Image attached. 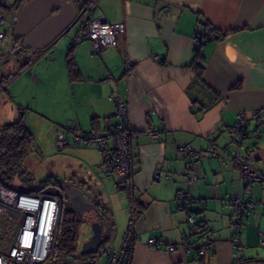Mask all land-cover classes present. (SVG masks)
Returning <instances> with one entry per match:
<instances>
[{"label":"crops","instance_id":"obj_1","mask_svg":"<svg viewBox=\"0 0 264 264\" xmlns=\"http://www.w3.org/2000/svg\"><path fill=\"white\" fill-rule=\"evenodd\" d=\"M96 4L108 22L124 24L117 45L99 54L85 39L70 47L78 27L68 29L32 63L19 62L10 53L0 63V68L6 65L0 89L8 94L0 97L5 102L0 105V127L27 122L18 111L28 105L19 97L27 93L29 83L23 84L22 75L5 77L6 71L12 67L18 73L26 71L32 83L57 75L58 86L45 94L58 92L64 107L49 112L41 108L37 115L38 121L46 122L51 146L47 155L53 163L48 165L49 157L42 151L28 152L26 163L41 164L53 179L52 175H67L62 180L80 182L94 191L104 187L119 226L127 222L111 247L118 248L124 234L131 233L125 264H264V127L259 135L243 139L237 149L251 157L252 168L262 179L252 183V193L245 196L251 203L236 245L232 199L242 192L243 178L231 155L236 147L229 144L231 136L224 130L236 122L239 112L264 108V0H96ZM204 22L224 35L201 47L205 59L201 83L188 63L204 33ZM7 34L0 40V60L12 41L6 40ZM69 57L76 70L73 76L67 68ZM112 95L126 103L134 133L133 174L127 187L115 174L100 178L106 174L102 154L94 146L68 145L52 152L57 127L75 122L81 131H101L116 125ZM182 143L204 153L191 168L178 154ZM211 145L217 147L214 154L208 151ZM182 195L192 200L182 204L178 199ZM189 215L196 225L188 224ZM150 236L160 239L162 247L149 245ZM184 238L188 249L181 245ZM169 245L174 248L168 249ZM94 264H106L105 256Z\"/></svg>","mask_w":264,"mask_h":264},{"label":"built area","instance_id":"obj_2","mask_svg":"<svg viewBox=\"0 0 264 264\" xmlns=\"http://www.w3.org/2000/svg\"><path fill=\"white\" fill-rule=\"evenodd\" d=\"M77 9L75 23L79 24L78 35L70 41V47L85 39L90 41L92 52L99 54L109 46H116L118 37L124 32L123 23H110L99 10L96 0H72ZM18 19V9L10 13H0V40L12 31ZM206 37L210 38L207 33ZM115 104V116L118 118L116 125H111L105 130L81 132L75 122L56 130L55 144L61 149L70 144L76 146H94L103 158L102 169L104 174L119 176L127 187V182L133 174L131 160V140L134 135L128 123V107L117 95L111 96ZM264 127V108L252 110L249 114L239 112L236 122L225 127V131L231 136L230 145L236 150L231 152L232 157L239 163L242 171L243 190L236 194L232 201L234 212L232 215V243L238 242V236L242 231V221L246 216L247 205L251 203L246 195L252 193V183L262 179L258 171L252 168V159L248 155H241L237 150L245 138L259 135ZM153 137L156 131H149ZM208 151L217 152V147L211 145ZM178 154L186 159L188 167H193L203 157L204 153L194 149L188 143H182L178 148ZM193 175H196L194 173ZM167 177H171L167 174ZM192 181L196 180L193 176ZM184 204L189 197L183 195L178 198ZM133 205L131 210L133 213ZM59 211L58 199L53 196L39 195L8 187L0 178V219L4 216L8 222H12L13 234L6 253H0V264H40L46 262L50 252L51 241ZM133 217V214H132ZM21 218L22 223L16 227L13 220ZM187 222L190 226L197 224L195 217L189 215ZM131 233L127 231L118 248L110 247L105 253L106 264H124L126 250L130 247ZM147 243L160 248L163 242L154 236L147 239ZM264 244V240L261 241ZM181 245L188 249L189 242L182 239ZM207 244L206 246H209ZM167 248V247H166ZM169 245L168 249H173ZM205 246L198 249V254L204 252Z\"/></svg>","mask_w":264,"mask_h":264},{"label":"rangeland","instance_id":"obj_3","mask_svg":"<svg viewBox=\"0 0 264 264\" xmlns=\"http://www.w3.org/2000/svg\"><path fill=\"white\" fill-rule=\"evenodd\" d=\"M8 2H12V0H7ZM27 0H20L18 2L14 1L11 9H18L19 10V6H22ZM18 6L16 8H14L15 6ZM79 27L78 23H74L69 29H77ZM73 31V30H72ZM12 34L13 31H9V33L7 34L6 40L7 41H11L10 39L12 38ZM5 43H8V42ZM44 50H36L34 52H31L29 49H23L20 53H15V56L17 57L16 59H18V61L22 62L24 59L23 57H27L28 59V63H32L31 61L34 59ZM24 62V61H23ZM6 68V65L4 64L2 66V68H0V76H1V71L4 70ZM28 70H30V65L28 67ZM9 71L11 72V74L9 73ZM18 68H10L8 71H6V74L4 75L5 77H11V79H14L16 76L22 75V79L23 80V84L26 85V82L28 84L27 87V93H25V95L21 94L19 97V100L22 102V104H28L26 107L21 108L18 112L19 114L24 113L23 115L25 116V120L27 121L25 124L27 126H30V130L33 134V144L30 148V153H37V152H43V155L46 154V157H49L50 155H47L50 153V145L48 143V138H47V126H46V122L45 120H41L44 118H40L38 121V116L39 114H41V108L42 110H46V111H56L57 108H63L64 107V101L63 98L60 94H58V92H50L49 95H46L45 93L47 91H51V89H53V87L58 86V81L60 82V77H58L57 75L53 76V78L55 79H49L48 77L46 79L41 78L40 81H34L32 82H28V74L26 73V71L24 72H19L18 75ZM7 77V78H8ZM28 80V81H27ZM24 85V86H25ZM32 87V90L30 89ZM29 90H31V92H29ZM30 95H29V93ZM32 93V94H31ZM27 94V96H26ZM0 97H7L8 98V94L5 91H2L0 89ZM1 99V98H0ZM5 102L3 103V101L0 100V105L4 106ZM32 125V127H31ZM36 128V130L34 129V127ZM68 126V125H67ZM66 127V126H65ZM59 128H63V127H59ZM58 129V127H57ZM67 129V127L65 128V130ZM81 131V130H80ZM81 132H90V131H81ZM39 143V144H38ZM40 146V147H39ZM70 146L76 147V145L74 144H70ZM82 146V145H81ZM57 147L56 145L53 148L52 152H56ZM74 159H76V157H73ZM79 157H77L78 160ZM53 159L54 158H47V160H49L48 165L50 166L51 163H53ZM43 166L45 167V161L43 162ZM23 167L24 169H27V172L29 175H24V177L22 176V179L20 176H17L18 174L15 173L13 174L12 177H9L7 174L2 172V177L4 179V183L6 186L8 187H13V188H19V189H28V190H32L35 189V187H37L39 184H41L42 180H44L45 178H47V176L49 175H45V171L44 168H42L41 164H36V163H26V159L23 163ZM54 176L56 179L62 180L63 178H65V176L67 175H52ZM111 176V175H108ZM107 175H100V178L103 179H108ZM105 179V180H106ZM89 182V181H87ZM100 189L97 188L96 191H98L99 197H100V204L97 205L95 210L92 211H88L85 213V218L82 220L81 225H80V230L78 233V237H77V243L78 245H80L83 241H85L86 237H89V235H91L93 233V229L91 227V224L93 222H103L107 219L108 215L110 214L111 217L113 218L114 222L117 225V230L114 236V240L112 242V247L115 246L120 238V236L123 234L124 232V227L127 224V222L125 223V225H123L122 227H120V222L116 221V214L115 212H113L111 210V208L108 206V203L106 201V197H105V193H104V187H99ZM116 189V188H115ZM89 197L91 200H93L94 202L97 201V197L95 192H90ZM6 218L4 216L1 217L0 219V235L3 234V231H7L9 236L12 235V231L10 230L11 226H10V222H8V220H5ZM122 220V217L120 216V221ZM14 224L16 227H19L20 224L22 223V219L21 218H15L13 220ZM10 228H7L9 227ZM8 247V246H7ZM7 247L1 243L0 240V253L4 254L6 253ZM40 264H45V262H42ZM76 264H82V263H76Z\"/></svg>","mask_w":264,"mask_h":264},{"label":"water","instance_id":"obj_4","mask_svg":"<svg viewBox=\"0 0 264 264\" xmlns=\"http://www.w3.org/2000/svg\"><path fill=\"white\" fill-rule=\"evenodd\" d=\"M77 9L72 0H27L20 8L18 19L13 29L12 41L8 51L2 56L0 63L3 62L10 53H20L23 49L31 52L47 49L54 41L62 36L75 23ZM23 61H28L23 57ZM60 184L71 183L77 187L64 188L67 203L70 208L79 216L82 221L85 213L95 210L100 204L98 191L91 187H86L80 182L70 180H58ZM45 183L40 184L34 191L44 187ZM18 190L24 191V189ZM94 191L97 201L90 199L89 194ZM93 233L90 238L81 244L80 251L72 254V257L81 256L82 253H92L103 241L107 240L106 246L94 258L93 261H76L70 258L55 259L47 261L45 264L62 263H82L93 264L103 257L111 247L116 227L115 222L109 214L105 221L93 222L91 224Z\"/></svg>","mask_w":264,"mask_h":264},{"label":"trees","instance_id":"obj_5","mask_svg":"<svg viewBox=\"0 0 264 264\" xmlns=\"http://www.w3.org/2000/svg\"><path fill=\"white\" fill-rule=\"evenodd\" d=\"M12 5V2L0 0V11L8 12L10 11ZM204 27V33L198 36L192 59L188 63V66L196 73V80L201 83H203L202 72L205 62L204 56L201 52V47L205 42L219 39L222 37V35H224V33H219L218 30L210 26L207 22H204ZM207 33L210 34V38L206 37ZM70 58L71 57H69L67 62V68L70 76H73L75 75L76 70L74 67V62ZM23 63L27 64L28 61ZM32 144L33 135L22 121L5 124L0 127V178L3 182L4 179L2 177V172L7 174L9 177H12L13 174L17 173V176H20L21 179L22 176L24 177V175H29L25 171L23 163L26 156L28 155V152L30 151ZM57 181L58 180L53 179V177L47 176V178L41 182V184L45 183L44 187L41 189L37 191H34V189H24V192L53 196L58 199L59 211L47 261H53L55 259L61 258H70L72 257L73 253L77 252L79 247L77 243V237L82 221L67 203V197L64 193V188H66V186L64 184L58 183ZM37 187H35V189ZM10 226L7 228H10L13 234L14 228L12 226V222H10ZM198 227L201 228V225H198ZM11 237L12 235L9 236L7 231H3V234L0 235L1 243L6 247L9 246ZM128 252L129 250L127 249L125 256L128 255ZM84 259L86 260V258ZM125 261L126 260H124V264Z\"/></svg>","mask_w":264,"mask_h":264},{"label":"flooded vegetation","instance_id":"obj_6","mask_svg":"<svg viewBox=\"0 0 264 264\" xmlns=\"http://www.w3.org/2000/svg\"><path fill=\"white\" fill-rule=\"evenodd\" d=\"M14 1H17V0H12V3H14ZM20 0H18V2H19ZM16 7H18L17 5L14 7V8H16ZM20 8H21V6H19V10H20ZM13 9H11L10 11H8V12H3V11H0V13H10L11 11H12ZM19 10H18V13H19ZM70 206V205H69ZM92 235V234H91ZM91 235H89V237H86V239H85V241L86 240H88L89 238H90V236ZM84 242V241H83ZM82 242V243H83ZM81 243V244H82ZM81 244L79 245V247H78V250L77 251H80V249H81ZM106 244H107V240H105V241H103V243H101L100 245H99V247L98 248H95L94 249V251L92 252V253H82L81 254V256H78V257H70V259H74V260H76V261H92V260H94V258L102 251V249L106 246ZM84 258H86V260L84 259ZM62 264H76V263H62Z\"/></svg>","mask_w":264,"mask_h":264}]
</instances>
